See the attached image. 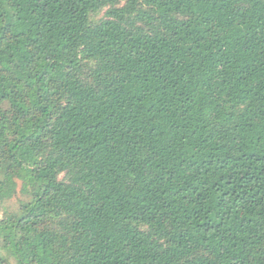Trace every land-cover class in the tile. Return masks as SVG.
<instances>
[{
	"label": "trees",
	"instance_id": "1",
	"mask_svg": "<svg viewBox=\"0 0 264 264\" xmlns=\"http://www.w3.org/2000/svg\"><path fill=\"white\" fill-rule=\"evenodd\" d=\"M0 205V264H264V0H0Z\"/></svg>",
	"mask_w": 264,
	"mask_h": 264
},
{
	"label": "rangeland",
	"instance_id": "2",
	"mask_svg": "<svg viewBox=\"0 0 264 264\" xmlns=\"http://www.w3.org/2000/svg\"><path fill=\"white\" fill-rule=\"evenodd\" d=\"M18 199H21V197H18ZM18 199H15V200L5 204V207L7 206L9 208L15 209L18 205V201H17ZM2 213H3L2 212V206L0 205V218L2 217Z\"/></svg>",
	"mask_w": 264,
	"mask_h": 264
}]
</instances>
